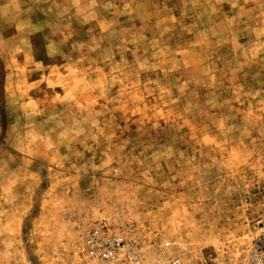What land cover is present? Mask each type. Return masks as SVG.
<instances>
[{
    "label": "rangeland",
    "instance_id": "rangeland-1",
    "mask_svg": "<svg viewBox=\"0 0 264 264\" xmlns=\"http://www.w3.org/2000/svg\"><path fill=\"white\" fill-rule=\"evenodd\" d=\"M264 209V0H0V264H244Z\"/></svg>",
    "mask_w": 264,
    "mask_h": 264
},
{
    "label": "built area",
    "instance_id": "built-area-1",
    "mask_svg": "<svg viewBox=\"0 0 264 264\" xmlns=\"http://www.w3.org/2000/svg\"><path fill=\"white\" fill-rule=\"evenodd\" d=\"M257 236L245 253L244 264H264V209L255 221ZM130 229L114 234L107 225L90 234L80 264H145L142 246L131 237Z\"/></svg>",
    "mask_w": 264,
    "mask_h": 264
}]
</instances>
